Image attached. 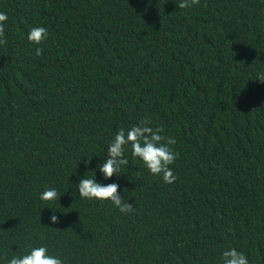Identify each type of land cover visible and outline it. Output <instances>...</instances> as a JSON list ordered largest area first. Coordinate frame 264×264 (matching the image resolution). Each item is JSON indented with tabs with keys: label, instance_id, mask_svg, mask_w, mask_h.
Masks as SVG:
<instances>
[{
	"label": "trees",
	"instance_id": "16d2710c",
	"mask_svg": "<svg viewBox=\"0 0 264 264\" xmlns=\"http://www.w3.org/2000/svg\"><path fill=\"white\" fill-rule=\"evenodd\" d=\"M179 2L0 0V264L41 245L65 264H222L232 247L264 264V0ZM143 118L177 140L176 181L128 146L122 176L96 178L136 210L81 199Z\"/></svg>",
	"mask_w": 264,
	"mask_h": 264
},
{
	"label": "clouds",
	"instance_id": "9594fccd",
	"mask_svg": "<svg viewBox=\"0 0 264 264\" xmlns=\"http://www.w3.org/2000/svg\"><path fill=\"white\" fill-rule=\"evenodd\" d=\"M179 9H188L198 6L200 0H180L176 3ZM8 16L4 12H0V45L7 43L5 36V23ZM49 31L44 26L31 27L27 39L31 44L41 45L49 38ZM36 56L43 55V49L37 47ZM264 83V73H261L257 80ZM164 129L162 127L151 126L148 118H143L138 124H133L130 128H120L115 134L114 139L108 144L107 157L103 162L97 165V169L92 170L95 174L94 178H89L87 173L79 179V183L75 185L78 189L79 197L89 201H110L121 213L130 214L136 210V202L129 203L120 194V185L118 183H102L97 182L96 172L102 174L105 180H110L114 176L120 177L124 167L129 165V160L125 156L126 148L130 146L131 155L134 159L142 161L144 167L153 176L162 178L165 184H172L177 177L174 175L170 167L179 157V152L175 151L172 146L177 143L174 137L162 135ZM90 164L91 161H86ZM125 189V193H126ZM59 197V193L55 188H46L41 194L40 199L45 202L55 201ZM130 200L131 197H128ZM50 216L52 224L59 223V217L53 211ZM222 264H249L247 256L238 251L235 247L225 249L221 253ZM8 264H65V261L59 256L52 255L47 246L41 245L30 248L24 255H14L8 260Z\"/></svg>",
	"mask_w": 264,
	"mask_h": 264
}]
</instances>
